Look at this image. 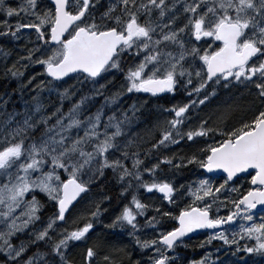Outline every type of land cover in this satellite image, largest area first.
<instances>
[{"label":"snow or ice","instance_id":"obj_1","mask_svg":"<svg viewBox=\"0 0 264 264\" xmlns=\"http://www.w3.org/2000/svg\"><path fill=\"white\" fill-rule=\"evenodd\" d=\"M0 14V38L7 42L0 45L3 79L18 81L0 91V264H75L71 245L87 239L110 198L101 195L71 226L61 225L73 202L109 170L122 193L156 190L175 204L186 187L191 201L174 217L160 213L178 226L142 238L137 218L149 205L133 191L105 227L126 231L141 256L133 259L127 246L105 238L86 248L82 264H96L97 257L101 264H174L179 256L169 251L200 229L212 230L201 247L222 241L234 255L248 256L239 264L264 258V0H20L16 6L0 0ZM124 64L123 90L106 94L111 82L104 78ZM30 65L40 66L45 79L34 74L23 81ZM72 76L74 84L58 87ZM181 90L187 102L162 108L170 118L143 134L133 131L138 104L117 108L125 93L159 98ZM222 93L216 122L204 117L193 126L189 113ZM240 108L251 115L226 123ZM201 140L203 147L162 154ZM154 155L156 163L145 167ZM161 164L172 180L156 178ZM192 165L206 170L203 178L176 186L175 176ZM213 175L223 179L216 183ZM49 202L55 211L43 219ZM232 222L235 231H229ZM25 232L28 239L14 243ZM144 250L151 253L146 259ZM187 264L220 261L206 252Z\"/></svg>","mask_w":264,"mask_h":264},{"label":"rangeland","instance_id":"obj_2","mask_svg":"<svg viewBox=\"0 0 264 264\" xmlns=\"http://www.w3.org/2000/svg\"><path fill=\"white\" fill-rule=\"evenodd\" d=\"M10 23L12 22V21H9ZM7 44V42H6V40H1L0 39V45H6ZM7 46H9V45H7ZM16 58V54L13 52L12 53V56H11V58H10V60L8 61V63L11 61V60H13V59H15ZM2 60H0V62H1ZM2 68H3V65H0V73L2 74ZM25 72V74L26 73H29L30 74V76H33L34 74H39L38 75V79H40V80H43V79H45V77H44V75L42 74V70H41V68H40V66H38V65H30L28 68H27V70L26 71H24ZM105 80H108V81H110L111 83H110V87H109V92L108 93H106V94H110L111 92H115V91H122L123 90V88H122V86L124 85V81L123 80H121L120 82H118V83H116L115 84V82H113L112 81V78H104ZM76 80H77V78L76 79H74L73 81H71V82H68V83H64V85H62V86H58V87H68L69 85H72V84H74L75 82H76ZM104 82V80H102L101 81V83H103ZM180 93V91L178 92V93H175V94H179ZM133 94L135 95V97L137 96V98H141L142 97V95H144V94H139V93H125L121 98H120V100H119V103L117 104V108H127V104H128V102L131 100V98L133 97ZM44 96L46 97V99H45V103L47 104L48 103V99H47V92H45L44 93ZM187 96L186 95H183V97L182 98H180V99H178V101H176V104L177 103H181V102H184V100H185V98H186ZM221 97H223V93L221 94ZM56 98H58L56 95L54 96H52L51 97V99H52V101H54V99H56ZM102 97H100V98H97V100H96V103H97V105L96 106H98L99 105V103L102 101ZM219 100L220 99H217V100H214V101H212V103L209 105V106H211V107H214V106H216L217 104H218V102H219ZM185 102H187V100L185 101ZM204 107L205 106H203V107H198V108H195V109H193L192 110V112H190L189 113V116L191 117V118H193L194 116H196L197 117V120H196V123L194 124H192L193 126H195L196 124H197V122H198V120L201 118V113H202V111L204 110ZM95 108V107H94ZM94 108H92V109H90V110H94ZM161 108V107H160ZM170 118V115L169 114H167V113H164L163 111H162V108H161V110H159V111H157V113H156V115H155V117H153V123H151V124H148V123H146L142 128L141 127H139V126H136V127H134L133 128V131H137V132H140L141 134H143L144 133V131L145 130H147V129H150V128H152V126L157 122V121H162L163 119H165V118ZM192 122V121H191ZM210 142V141H209ZM191 150H194V149H191ZM191 150H189V151H191ZM182 152H189V151H187V149H184V150H181ZM151 161V159H149V160H147L146 161V163H145V167H150L151 166V164L152 163H156V162H150ZM150 162V163H149ZM128 163H129V165H130V161H128ZM163 164H161V166H162ZM161 166H160V169H158L157 170V172H156V178L157 179H169V180H172V175L170 174V173H168V172H165V170H163V169H161ZM107 174V173H106ZM105 174V177L107 176ZM203 172H201L200 170L197 172V171H194L192 174H191V176L190 177H188V178H186V179H184V178H182V177H178L177 175L175 176V180L173 181L174 182V184L176 185V186H179V185H181V184H184V185H187L189 182H192V181H195V180H197V179H200V178H203ZM104 177V178H105ZM108 177V179L104 182V183H109L111 180H112V178L114 177L115 178V175L114 174H110V175H108L107 176ZM106 177V178H107ZM144 180H147V181H150L151 179H152V177H151V175L150 174H147V173H145L144 174ZM212 178V177H211ZM213 180H215V182L216 183H220L221 182V180L220 179H217V178H212ZM115 180H116V182L118 181V178H117V176H116V178H115ZM110 186V185H109ZM112 187V186H111ZM107 188V187H106ZM111 189V191L110 190H108L109 191V193L113 196V197H115L116 196V194H117V192H116V190H115V188L114 187H112V188H110ZM187 191V188L185 187L181 192L182 193H184V192H186ZM149 193V192H148ZM89 196V195H88ZM88 196H86V198L84 199V201L80 204V208H78V210H76L75 211V213L73 214V216H72V218H71V220L70 221H67V223H66V225H61V226H71V224H72V221H73V219L74 218H77V217H79V216H81L83 213H85L86 211H88L90 208H91V205H92V202H93V199H95V197H93L92 196V199L91 200H87V198H88ZM99 199V198H98ZM187 199L189 200V201H191V198L190 197H187ZM148 200H150L154 205H155V207L153 208V210H157L158 209V203L159 202H162L163 201V204L165 205V201H164V199L161 197V196H159V194H158V192L156 191V190H152L151 192H150V194L148 195ZM104 204H102V206H103ZM122 207V206H121ZM120 207V208H121ZM165 207H167V208H170L168 205H165ZM120 208H119V211H120ZM178 208V205H175L174 206V209H177ZM223 209V208H222ZM43 210V209H42ZM41 210V211H42ZM223 210H225V209H223ZM164 212H172L173 213V217L176 215V210H170V211H164ZM47 212L46 211H44V213L43 214H46ZM53 213V212H52ZM49 215H47L45 218H43V219H46L47 217H48ZM156 219H158V220H160V222H161V227H158V226H151L149 229H146L143 225H142V221H141V218L140 217H138L137 219H138V222L141 224V226H142V231L139 233L141 236H142V238H153V237H155L156 235H158L159 234V232L160 231H167L169 228H170V223H169V221H171L172 219H174L173 217H165V216H162V215H159V216H154ZM143 218L144 219H146L147 218V212L145 211V213H144V215H143ZM111 220V219H110ZM110 220H109V222H110ZM105 222L104 221H100L99 222V224L97 225V227L100 225V224H102V225H105L104 224ZM238 229V226L237 227H235V228H233L231 231H235V230H237ZM124 232H126V231H124ZM127 233V232H126ZM96 235L98 236L99 235V232H97V231H95V230H92L91 232H89V234L87 235V239L86 240H84V241H82V243L83 244H85V245H94V238L96 237ZM210 235V233H207L206 235H204V236H202L201 237V243L208 237ZM114 240H115V242H119V239L117 238V237H114L113 238ZM14 243H16L15 242V240H14ZM76 243H79V242H74L73 243V246L76 244ZM85 245H83V246H79V248H83V250H86V246ZM183 248H185V244H180L177 248H176V250H175V253H173L172 252V254L171 255H176V254H178V256H179V258L181 257V256H183L185 253H183V252H178V250L179 249H183ZM194 252L195 253H197V255H198V258L199 257H201V256H203L206 252L207 253H210L211 254V257H212V255L214 254V252H216V249L212 246V243L211 244H205L202 248H196L195 250H194ZM76 254V252H74L73 253V255H72V257H71V259H73L74 261H75V264H79V261L80 262H82V260H81V258H76V259H74V255ZM145 258L147 257V256H149V255H151V253H149L148 252V250H146L145 251ZM1 256V255H0ZM183 263L184 264H187V262H188V260H186L185 258H183Z\"/></svg>","mask_w":264,"mask_h":264},{"label":"trees","instance_id":"obj_3","mask_svg":"<svg viewBox=\"0 0 264 264\" xmlns=\"http://www.w3.org/2000/svg\"><path fill=\"white\" fill-rule=\"evenodd\" d=\"M202 114L208 118H210V122L212 123H215L216 122V119H217V105L214 106V107H211V106H208L203 112ZM251 113L248 112L246 109L244 108H240V109H237L236 111H234L232 113V115L230 116V118L226 121V123L228 124H233V123H236L238 120L241 119V117H246V116H250ZM153 123V120H150V122L148 124H151ZM189 146L186 147L185 149H187V151L193 149V144H188ZM179 149H182L183 146H179L178 147ZM113 181L115 182V184L117 183L115 178L113 177L112 178ZM106 185H102L101 189L100 190H103L104 192H106L107 194H110L108 190L111 191L110 188L114 187L115 188V184L113 182H109V183H105ZM110 185V186H109ZM112 186V187H111ZM107 187V188H106ZM105 238H108V239H111L113 241H115L113 238H114V234H109L107 233L106 231H99V235L93 239L94 242L96 243L97 241L101 240V239H105ZM94 243V244H95ZM121 245H125L127 246V250L129 252H131L130 250V246L124 242H117ZM213 247H216L215 245H212ZM232 247V246H231ZM217 250V249H216ZM85 250H83V248H77L75 250L76 254L74 255V259L76 258H81V260L83 259V253H84ZM243 253V252H242ZM222 252H214L213 256H212V259L213 260H216L217 257H219V261H220V264H239V258L240 257H244L245 259L248 257L246 255H243V254H239L238 257H232V258H229V257H226L225 259L223 258L222 256ZM99 258V257H98ZM226 260V261H225ZM229 260L231 261V263L229 262ZM261 261L262 260H256L255 259V264H261ZM253 262V259L249 260V264H252ZM79 264H82V262L79 261ZM96 264H101V261L100 259H97L96 261Z\"/></svg>","mask_w":264,"mask_h":264},{"label":"water","instance_id":"obj_4","mask_svg":"<svg viewBox=\"0 0 264 264\" xmlns=\"http://www.w3.org/2000/svg\"><path fill=\"white\" fill-rule=\"evenodd\" d=\"M75 202H76V201H74L73 204H74ZM70 208H71V206H70ZM200 230H201V229H200ZM197 231H198V230L194 231L193 233H188V234L186 235V237L189 236V235H193V234L196 233Z\"/></svg>","mask_w":264,"mask_h":264},{"label":"flooded vegetation","instance_id":"obj_5","mask_svg":"<svg viewBox=\"0 0 264 264\" xmlns=\"http://www.w3.org/2000/svg\"><path fill=\"white\" fill-rule=\"evenodd\" d=\"M9 63H11V61Z\"/></svg>","mask_w":264,"mask_h":264}]
</instances>
